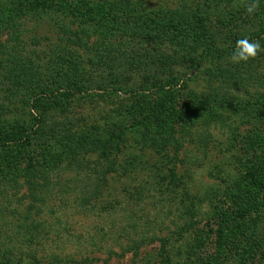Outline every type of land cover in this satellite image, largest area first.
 <instances>
[{"label":"rangeland","instance_id":"1","mask_svg":"<svg viewBox=\"0 0 264 264\" xmlns=\"http://www.w3.org/2000/svg\"><path fill=\"white\" fill-rule=\"evenodd\" d=\"M251 3L0 0V60L13 65L20 57L24 68L17 67L11 86L0 80L1 116H48L39 129L51 144L73 138L58 146L56 169L38 149L0 150L13 175H25L30 158L42 165L34 193L25 177L0 190V264H264V53L230 62L238 39L264 47V0L250 16ZM28 7L33 13L9 18ZM140 14L148 23L197 20V52L180 56L168 47L144 57L153 51L141 42L144 30L126 29L116 35L128 43L129 62L120 69L96 62L101 34H113L117 22L133 26ZM80 25L79 42L63 35ZM96 26L100 34L92 32ZM31 60L49 86L32 87L33 109L25 103ZM73 75L82 86L74 96ZM159 80L166 84L152 86ZM169 123L167 145L143 144L141 134L164 133ZM119 126L124 140L108 149L85 140L95 128L102 134Z\"/></svg>","mask_w":264,"mask_h":264},{"label":"trees","instance_id":"2","mask_svg":"<svg viewBox=\"0 0 264 264\" xmlns=\"http://www.w3.org/2000/svg\"><path fill=\"white\" fill-rule=\"evenodd\" d=\"M252 2L253 0H249ZM259 8L263 5L262 3L258 4ZM44 8V7H43ZM49 8V7H45ZM51 10V8H49ZM264 9V7H263ZM40 10V9H39ZM2 9L0 7V13ZM33 13V10L28 7L26 11H20V10H12L8 15L10 16L9 18H19V17H25L29 14ZM236 15H238V11L235 10ZM71 14L73 15L74 12L72 11ZM145 16L140 14L138 15V21L135 23L133 26L130 25V22L126 28L125 26H121L120 22H117L116 25H113V34H101V36H104V39H101L96 46H99L95 52L97 59L96 62L101 63L102 65L105 64L108 67H121L123 63L129 62V54L128 52L126 53V49L128 46V43L126 40H123L124 36L116 35L119 34L120 32H124L126 29L130 30V33L132 32L137 33V30H144V33L140 36L142 39V43L144 45H150L153 49L152 52H145L143 54L144 57H152V54L154 51L157 50H163L164 48H171L174 50V53H178L181 55H187L188 57L193 56L198 48L200 47V38H199V22L197 20H191L189 19L182 20L181 22L173 19H168V22L166 20H161L163 17L160 19H157L159 21H152L151 23H148V20L142 19L141 17ZM117 16L116 18H118ZM147 17H151L147 15ZM120 18V17H119ZM118 21V20H117ZM143 21V22H139ZM80 25L73 33L70 31L69 28H63V35H66L67 39H70L72 36H75L77 39L80 37L78 30L84 29ZM65 27V26H62ZM92 32L99 33L96 27H92ZM105 28L102 27L101 30H104ZM86 31L89 32L90 29H86ZM99 30V31H101ZM100 34V33H99ZM17 35V34H14ZM13 35V36H14ZM90 37V34L87 35ZM112 36H115V38H120V40L117 43L110 42L113 38ZM132 36V35H130ZM135 36V35H133ZM18 38V36H15ZM111 38V39H110ZM79 42V39H78ZM141 44V43H140ZM81 46V44H79ZM115 51L116 55L118 56V61L117 59L111 55ZM178 51V52H177ZM4 53V45L0 41V56L1 54ZM108 56V57H107ZM79 57V56H78ZM113 59L114 62H118L117 65H107V59L111 58ZM75 58V57H74ZM76 59V58H75ZM138 60V59H137ZM91 61H93L91 59ZM31 64L27 66V70L24 72H27L26 77H29L28 83H26L31 89L30 90H25V95H26V101L25 103L32 108V102H30V99H34L33 97L37 96L38 93L33 92L32 87H35L36 89L39 88L40 90H48L49 92V86L46 83H43L40 80L38 81L37 79V70L36 67L34 66V60L29 61ZM68 64L70 61H67ZM22 61L20 57H17L14 61V64L12 65L9 63L8 60H4L3 62L0 60V80L3 81V83L7 82L11 86L12 80L16 77V69L17 67H21ZM146 63V62H144ZM142 64V61L139 63H135L134 66L140 67ZM4 68V69H3ZM21 69H24L21 67ZM120 69V68H119ZM77 69H75V72ZM74 78V81H69V85L73 88V93H77L78 90H82L81 86V79H78L77 76H72ZM7 78V79H6ZM6 80V81H5ZM158 83H165L163 80L155 81L152 86H155ZM23 84V85H26ZM166 84V83H165ZM166 86L169 87L170 85L167 84L165 86L160 87V90L163 92H166ZM6 89H4V92L7 93V97L13 96L15 93L14 89H11L9 86L6 85ZM9 87V88H8ZM61 89V87H59ZM23 89H19V92ZM86 90V89H85ZM46 94V93H44ZM32 96V97H30ZM30 98V99H29ZM4 109V106L0 104V150L4 151V153H9L10 148H16V149H25V150H32V149H38L44 157L45 162L48 163L49 168L51 169H56L60 163L61 160L58 159L59 156V149L58 146L62 145L64 142L67 140H73L71 136L63 135L61 137V140L59 141H54L55 143L51 144L50 143V138L49 136L45 135L42 130L39 128H42L40 126L46 125V123L49 122V117L42 116L41 114H33L30 112V122H25V121H17V120H5L1 116V110ZM33 120V121H32ZM154 127L155 125L148 124L147 125V130L150 127ZM172 128V123H169L165 126L164 128V133L160 131L153 132V130H148L147 134L143 133L141 134L142 137V142L145 146L147 147H163L167 144L165 142H168L169 140L167 136L173 137V134H171V131L168 130L167 128ZM93 132H88L89 135L86 136L85 140L91 142H99L101 147L103 149H108V145L110 144V141L115 140L123 142L124 136L126 134V131L122 127L119 126L118 130H104L103 133L101 134V131L99 128H95ZM66 132H61V134H65ZM102 137H101V136ZM174 140V139H173ZM46 165V164H45ZM42 165H39L38 163L36 164L35 159L30 158V163L26 170H24L25 175H13L14 173L12 171V168L10 167V164L4 165L0 161V190L7 188L8 186H12L17 184L18 180L21 178H27L28 182V189L31 193H34L36 189H38V183L36 182L37 175L35 174V169L41 167ZM1 234V233H0ZM5 264L6 261H5Z\"/></svg>","mask_w":264,"mask_h":264},{"label":"clouds","instance_id":"3","mask_svg":"<svg viewBox=\"0 0 264 264\" xmlns=\"http://www.w3.org/2000/svg\"><path fill=\"white\" fill-rule=\"evenodd\" d=\"M246 11L248 15H253L257 11V0H253V3L248 5ZM260 53H264V47L258 40L254 41L249 38L238 39L231 53L230 62L233 64L248 63L255 60Z\"/></svg>","mask_w":264,"mask_h":264}]
</instances>
